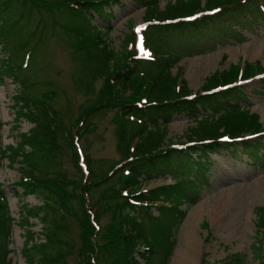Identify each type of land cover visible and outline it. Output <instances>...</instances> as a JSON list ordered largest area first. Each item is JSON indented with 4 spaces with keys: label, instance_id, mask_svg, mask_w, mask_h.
I'll use <instances>...</instances> for the list:
<instances>
[{
    "label": "trees",
    "instance_id": "obj_1",
    "mask_svg": "<svg viewBox=\"0 0 264 264\" xmlns=\"http://www.w3.org/2000/svg\"><path fill=\"white\" fill-rule=\"evenodd\" d=\"M114 1L118 2L0 0V45L9 53L0 75H11L24 67L14 64V53L35 36L28 29L35 11L69 8L78 22L68 27L69 34L73 35L75 53L85 68L77 73L75 81L89 95L97 94L83 105L80 116L66 131L52 106L56 93L31 97L21 81L23 89L14 98L17 120L29 121L33 127L28 133H21L16 145L2 148L0 137V161L3 157L11 164H19L17 184L26 195H45L43 204L23 206L22 222L27 232L22 255L26 264H68L76 248L69 218H75L78 224L81 241L78 254L82 264H169L177 243L175 229L188 214L183 205L194 204L201 197L198 185L206 179L208 155L222 148H236L237 139L247 134L264 135L260 115L241 107L238 95H243V91L235 84L240 78L264 74V67L257 61L216 70L206 79L202 90L191 97L183 78L184 68L178 66L176 73L172 71L183 54L159 55L161 51L157 49L161 34L196 29L230 11L264 15V0H168L164 8L160 0H139L145 6V21L149 23L143 34L146 48L154 55L150 60L137 57L138 34L134 30L124 42L122 52H118L107 38V28L91 24L90 11L102 13ZM197 14L200 16L194 20H185ZM11 15L16 17L11 30H7L5 23ZM107 15L109 18L111 13ZM84 18L87 21H81ZM42 36L43 33L40 40ZM100 78L106 83L96 92L95 83ZM230 84L233 86L213 92ZM131 88L133 91L128 94ZM219 106H225L221 113L208 114L188 128L187 142L178 143L182 147L167 138L168 124L175 113L187 112L197 118L200 111L208 108L218 112ZM111 108L117 109L121 158L91 159L80 147L82 131H93L90 119ZM225 136L231 141H224ZM62 142L71 149L74 165L80 172L77 177H69L59 161ZM243 143L244 149L249 145L253 150L258 148L256 142L245 139ZM195 152L200 156H195ZM194 172L202 177L189 176ZM167 173L173 183L142 191L147 182ZM9 211L0 188V264H16L11 255L13 218ZM105 215L110 219L103 225L101 219ZM37 224L42 225L41 232L33 230ZM203 225L208 227L207 222ZM256 235L253 247L257 264H264V206L257 208ZM200 264H244V261L235 253L219 262L203 258Z\"/></svg>",
    "mask_w": 264,
    "mask_h": 264
},
{
    "label": "rangeland",
    "instance_id": "obj_2",
    "mask_svg": "<svg viewBox=\"0 0 264 264\" xmlns=\"http://www.w3.org/2000/svg\"><path fill=\"white\" fill-rule=\"evenodd\" d=\"M52 1V0H48ZM168 0H160L164 8ZM3 12V11H1ZM29 31L36 33L29 44L14 53V64L24 65L14 74L0 75V137L2 148L16 145L21 140V133H28L33 123L17 120L15 96L26 85V92L31 97H41L44 93L54 91L52 106L59 114L61 127L66 131L71 128L75 119L80 116L83 105H86L96 95H89L81 90L75 81L77 73L84 68L75 53L68 27L78 23L71 16L69 8L54 11H35ZM93 16L91 24L104 26L109 31L108 40L115 51L122 52L123 44L132 33L144 24L145 7L139 0H118L110 3L102 13L90 11ZM108 13H111L108 17ZM90 16V17H91ZM16 16H10L5 28L11 30V23ZM83 22L87 21L81 20ZM212 21V20H211ZM24 23V22H23ZM43 33L42 39L39 36ZM74 39V38H73ZM159 55L182 53L183 58L172 68L183 67V78L187 80L192 94L202 90L206 79L216 70L228 69L234 64L244 61L256 62L264 67V15L227 12L214 22L203 23L196 29L178 30L163 33L158 40ZM14 50V47H13ZM9 53L0 45V71L6 68L4 61ZM106 81L100 78L95 83L99 92ZM132 87V86H131ZM131 90L128 91V94ZM243 91L238 96L241 107L249 108L251 112L260 115L264 125V79L254 78L244 82L239 88ZM225 106H219L218 112L212 108L200 111L197 118L187 112L175 113L168 124V137L171 142H187V130L196 126L197 120L208 114L221 113ZM216 112V113H215ZM117 109L111 108L92 117L93 131H82L80 147L83 154L91 159L118 160L121 153L117 138ZM18 126V127H17ZM250 142H256L255 150L249 145L244 149L242 141L236 148H222L208 155V169L205 181L201 186V197L194 204H184L188 209L184 221L175 229L177 243L169 264H178L182 259L181 244L183 234L190 224L196 234L194 244L195 258L193 264L204 259L208 262H219L230 255L239 253L244 264H257L254 251L257 238V208L264 206V137H258ZM260 143V144H259ZM250 149V150H249ZM200 156L195 152V156ZM205 158L204 154L201 155ZM60 162L65 167L68 176L77 177L80 172L76 169L71 149L62 142ZM177 161V159H176ZM189 176L200 178V173H190ZM202 177V176H201ZM20 180L19 164H11L8 158L0 161V188L3 190L13 218L10 247L13 249V261L26 264L22 248L26 239L27 227L23 226L22 212L24 204L41 205L45 200L44 194L26 195L24 189L17 184ZM173 182L170 173L156 176L147 182L142 190H150ZM260 190L256 193L255 186ZM95 200V199H94ZM224 210L225 219L215 220L214 210ZM109 215L102 216L105 225ZM208 223V227L203 225ZM76 248L68 258V264H82L78 254L81 245L79 228L75 218H69ZM239 223V224H237ZM33 230L42 231V225L33 226ZM198 251V254H197ZM189 264V263H188ZM192 264V262L190 263Z\"/></svg>",
    "mask_w": 264,
    "mask_h": 264
},
{
    "label": "bare ground",
    "instance_id": "obj_3",
    "mask_svg": "<svg viewBox=\"0 0 264 264\" xmlns=\"http://www.w3.org/2000/svg\"><path fill=\"white\" fill-rule=\"evenodd\" d=\"M256 193L260 190V185L257 184L255 186ZM224 210L221 212L219 208L214 210V218L215 220L222 221L225 219ZM239 224V223H237ZM194 228L189 224L183 234L182 244H181V253L183 254L182 259L178 261V264H192L194 263L193 260L195 258V250H194V244L197 243L196 234H195ZM198 254V251H197Z\"/></svg>",
    "mask_w": 264,
    "mask_h": 264
}]
</instances>
